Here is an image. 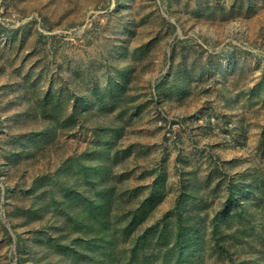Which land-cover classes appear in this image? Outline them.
Masks as SVG:
<instances>
[{
    "label": "rangeland",
    "instance_id": "rangeland-1",
    "mask_svg": "<svg viewBox=\"0 0 264 264\" xmlns=\"http://www.w3.org/2000/svg\"><path fill=\"white\" fill-rule=\"evenodd\" d=\"M101 163L110 264H264V0H0V264H98Z\"/></svg>",
    "mask_w": 264,
    "mask_h": 264
},
{
    "label": "trees",
    "instance_id": "trees-1",
    "mask_svg": "<svg viewBox=\"0 0 264 264\" xmlns=\"http://www.w3.org/2000/svg\"><path fill=\"white\" fill-rule=\"evenodd\" d=\"M129 78V77H128ZM125 86L120 87L115 93L114 100H121L123 97V92L120 90H124ZM112 102V101H111ZM110 104V103H109ZM112 106V104H111ZM114 106L109 108L108 103L106 102H98L94 103L91 107L90 112H85V114H89L91 112H96L97 116L100 118L103 117H108L110 114H114ZM129 109L126 108H120V111L117 112L115 115L111 116L110 120L111 123H107L110 126L106 127L109 131H113L115 133L114 136H118L122 133L124 127L123 122H119V119H123L125 114H127V111ZM100 130H102V127H100ZM105 156V155H104ZM93 157V155H92ZM103 156L100 157L102 159ZM113 164H105L101 163L99 166L97 165L96 167L93 165H89V171L92 169H97V172L100 176L99 181L97 182L98 184H103L106 180V184L103 185V189L100 193L97 194L99 197L98 201H92L91 198H88L86 204L84 205V211L78 210L76 211V207H74V211H76L77 215H83L82 220H80L81 223H83V232L86 235L87 239H89V244L95 249L96 256L92 258V263L97 262L98 264H110L112 263L111 261L116 260L121 253H118V244H119V236L117 235L116 232L112 231L111 228V221L109 218L106 219L105 215V210L107 208L108 200L110 197L113 196L114 190H113V184L111 183L110 179V172H111V166ZM108 171V172H107ZM89 184L92 182L91 177H87ZM93 184V182H92ZM93 186V185H92ZM245 186V187H244ZM244 189H248V192L252 190L253 186L251 184L243 185ZM229 191H230V198L233 202L234 199V185L233 182L229 184ZM153 196H156L154 193ZM187 197V196H186ZM151 200V199H150ZM145 208V207H144ZM90 209V210H88ZM91 211L90 216H87L88 212ZM84 219V220H83ZM83 221V222H82ZM191 219L186 221L185 224H183V221H180L178 223V235L175 244L180 247V252H179V259L183 260L184 259V254L187 253L186 257L190 255L192 251L197 252L196 248L198 249L201 237L199 236V232L201 231V228H204V225L200 222H191ZM215 222V223H214ZM217 220H213V232L216 233V235L221 234L219 230V225H217ZM213 233V234H214ZM85 241V239L83 240ZM82 241V242H83ZM145 241V240H144ZM143 242V241H142ZM141 242V243H142ZM195 245V248L193 247L192 249H187V245L190 243H193ZM84 243V242H83ZM186 245V246H185ZM139 244L135 243L130 249H131V261L133 262V258L138 257L137 254V249H138Z\"/></svg>",
    "mask_w": 264,
    "mask_h": 264
}]
</instances>
